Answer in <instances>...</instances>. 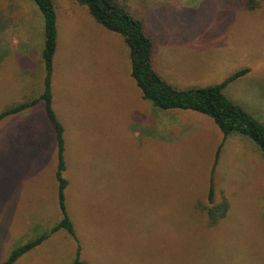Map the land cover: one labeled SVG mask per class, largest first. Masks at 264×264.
Returning <instances> with one entry per match:
<instances>
[{
    "label": "rangeland",
    "instance_id": "1",
    "mask_svg": "<svg viewBox=\"0 0 264 264\" xmlns=\"http://www.w3.org/2000/svg\"><path fill=\"white\" fill-rule=\"evenodd\" d=\"M151 38L157 73L185 90L242 70L224 94L264 124V0H124ZM53 108L65 128L67 210L85 264H264V161L243 135L224 143L208 116L162 110L131 77L123 38L75 0H54ZM44 18L0 0V113L44 89ZM57 141L41 103L0 123V264L62 219ZM229 203L212 225L208 201ZM52 234L15 264H74Z\"/></svg>",
    "mask_w": 264,
    "mask_h": 264
},
{
    "label": "trees",
    "instance_id": "2",
    "mask_svg": "<svg viewBox=\"0 0 264 264\" xmlns=\"http://www.w3.org/2000/svg\"><path fill=\"white\" fill-rule=\"evenodd\" d=\"M44 18L45 44L42 52L44 64V89L39 97L10 107L0 113V123L7 117L16 116L43 104L46 116L54 130L57 141V169L59 208L61 221L49 232H45L35 240L20 242L2 264H15L22 256L46 241L52 234L65 230L75 241L76 260L74 264H85L81 261L82 245L74 224L67 210L66 191L70 181L65 177L67 171L65 128L53 108L52 79L54 59L58 47V14L54 0H31ZM80 6L87 8L91 17L106 30L120 35L129 50L131 61V77L141 90L144 100L162 110L193 111L210 117L223 133L224 140L219 147L215 165L226 139L234 134L246 136L256 144L264 161V124L241 105L229 100L224 94L226 86L244 77L248 70L234 73L216 85L177 89L168 84L155 70L153 63V42L144 31L143 21L130 13L124 0H75ZM208 201L209 219L212 225L225 218L229 210L226 199L214 205V182L211 179Z\"/></svg>",
    "mask_w": 264,
    "mask_h": 264
},
{
    "label": "crops",
    "instance_id": "3",
    "mask_svg": "<svg viewBox=\"0 0 264 264\" xmlns=\"http://www.w3.org/2000/svg\"><path fill=\"white\" fill-rule=\"evenodd\" d=\"M257 118H258V117H257ZM228 138H229V137H228ZM228 138H227V139H228ZM227 139H226V140H227ZM225 142H226V141H225ZM221 145H222V144H221ZM221 145H220V146H221ZM220 146H219V147H220ZM223 146H224V145H223ZM222 148H223V147H222ZM218 149H219V148H218ZM218 149H217V152H218ZM221 151H222V150H221ZM217 152H216V155H217ZM220 155H221V153H220ZM215 158H216V157H215ZM215 158H214V160H215ZM218 160H219V158H218ZM219 161H220V160H219ZM219 161H218V163H219ZM218 163H217V165H218ZM217 165H215L214 170H215V168L217 167ZM214 170H213V173H212L213 175H212L211 179H213L214 172H215ZM213 182H214V179H213ZM210 183H211V181H210ZM229 207H230V206H229Z\"/></svg>",
    "mask_w": 264,
    "mask_h": 264
}]
</instances>
